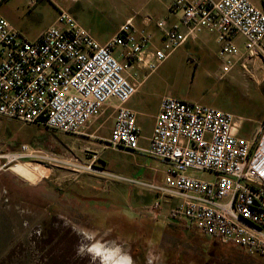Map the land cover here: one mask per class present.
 Listing matches in <instances>:
<instances>
[{"label": "built area", "instance_id": "2783aa9c", "mask_svg": "<svg viewBox=\"0 0 264 264\" xmlns=\"http://www.w3.org/2000/svg\"><path fill=\"white\" fill-rule=\"evenodd\" d=\"M171 10L182 12L181 21L170 27L164 21L158 23L164 33L162 48L147 56L152 35L131 21L101 44L66 12H60L55 23L33 40L0 14V117L79 135L116 100L107 145L135 151L140 138L137 114L125 105L137 92V75L134 79L126 75L131 63L153 71L188 38L202 32L217 35L222 75L231 71L236 58L264 59V0L258 5L251 0H174ZM240 39L243 47L237 43ZM116 47L125 49L129 64L113 54ZM147 153L167 163L163 183L125 180L158 193V199L146 207L148 212L158 213L165 199L177 200L168 213L170 220L185 221L198 234L264 262V126L247 140L238 135L232 114L166 97ZM34 154H42L38 158L49 164L80 168L22 145L17 152L0 155V171L37 157Z\"/></svg>", "mask_w": 264, "mask_h": 264}, {"label": "rangeland", "instance_id": "374dc122", "mask_svg": "<svg viewBox=\"0 0 264 264\" xmlns=\"http://www.w3.org/2000/svg\"><path fill=\"white\" fill-rule=\"evenodd\" d=\"M21 1L11 0L2 11L28 40H33V36L53 23L55 11L43 0L37 7L31 6L30 11L26 4L21 9ZM251 1L260 3V0ZM80 8V19L99 40L114 35V23L101 12L86 6ZM260 60L264 65V59ZM243 78L251 87L235 91V118H245L247 125L264 123V68L259 74H251L249 70ZM180 84L171 87L173 96L184 92ZM57 134L60 140L67 139ZM51 135L46 127L0 117V155L17 152L27 145L31 151L53 154L65 161L50 144ZM92 154L87 157L91 158ZM34 155L37 157L19 162L39 176L34 184L13 172L12 164L0 171V264H146L147 259L150 264H158L161 255L171 257L170 264H241L231 253L215 254L216 242L208 241L194 228L185 234L181 226L188 225L185 221L180 225L163 222L158 213L148 212L146 208L142 213L128 207L123 211L104 208L101 197L107 196L109 190L126 195L120 182L128 181L99 171L104 167L101 162L90 164L91 170L87 169L89 165L75 168L54 161L49 164L38 158L42 154ZM1 163L5 164L6 160ZM195 174L211 178L207 173ZM203 246L207 254H202ZM242 264L264 262L253 256L251 262L245 259Z\"/></svg>", "mask_w": 264, "mask_h": 264}, {"label": "crops", "instance_id": "0c3cea01", "mask_svg": "<svg viewBox=\"0 0 264 264\" xmlns=\"http://www.w3.org/2000/svg\"><path fill=\"white\" fill-rule=\"evenodd\" d=\"M11 0H0V14L8 21L9 18L2 7ZM32 1L34 3L32 4ZM41 0H22L20 8L26 4L30 7H37ZM48 3L55 11L53 25L60 12H66L75 19L77 24L87 29L101 44L108 43L128 21H131L137 29H145L152 35L151 43L146 47L145 56L154 54L162 48L164 33L158 27L161 21L166 22L170 27L178 24L182 19L181 11H172L171 7L174 0H43ZM260 4V3H259ZM91 7L101 12L104 18L113 22L116 29L114 35L107 40H99L88 24L80 19V7ZM105 22H108L104 19ZM9 23L17 30L10 21ZM50 25V26H51ZM48 28V27H47ZM46 29V28H45ZM43 29V30H45ZM43 30L33 36L35 39ZM20 31V30H19ZM182 32L186 29L181 27ZM240 47H243V40H239ZM221 45L217 40V35L202 32L195 38H188L186 43L173 51L157 69L150 71L146 67L136 62L131 63L126 75L134 79L137 75V92L125 104L127 108L137 114V124L140 128L139 149L126 151L123 149H113L107 145L110 137L118 107L116 100H111L102 113L92 119L86 128L79 135H71L59 132L67 137L66 140L58 138V131L48 129L52 135L50 144L56 149L57 155L65 161L77 165H90L99 161L104 166L101 168L107 175H114L124 179L142 181L147 184L160 185L163 183L167 170V163L155 158L147 153L150 138L152 136L155 119L160 110L161 102L166 97H172L188 102H197L206 106L237 115V104L235 91L238 88H249L250 83H246L243 77L249 70L251 74L260 72L264 68L263 60L258 58L249 59L248 57L236 58L231 71L222 75L223 60L219 55ZM124 48L116 47L113 54L123 64H129L127 58L123 56ZM246 65L247 70L243 68ZM250 73V72H249ZM173 76V81L171 80ZM255 83L257 80H254ZM178 83L183 85V93L173 96L170 92L171 87H176ZM254 84V82L252 81ZM258 84V83H257ZM10 120V119H9ZM238 125V135L252 140L260 131L264 123L247 125L245 118L236 119ZM44 127V126H42ZM91 155L88 158L87 155ZM84 157L86 159H84ZM100 158V159H99ZM99 168V167H97ZM102 172L103 174H105ZM106 176V175H105ZM127 191L126 195L118 191H110L103 199L104 208H113L116 211H123L125 207L137 210L142 213V209L150 206L156 199L158 193L152 189L124 183ZM121 189V188H120ZM124 189V190H125ZM177 200L165 199L158 212V217L165 221H172L168 218V213L177 204ZM161 212L164 217L161 218ZM185 234H190L194 229L188 225H181ZM207 239L217 241L206 237ZM225 245V244H223ZM229 246V245H225ZM234 247V246H230ZM241 250L237 247H234ZM242 251V250H241ZM244 252V251H243ZM245 253V252H244Z\"/></svg>", "mask_w": 264, "mask_h": 264}, {"label": "flooded vegetation", "instance_id": "af4514ba", "mask_svg": "<svg viewBox=\"0 0 264 264\" xmlns=\"http://www.w3.org/2000/svg\"><path fill=\"white\" fill-rule=\"evenodd\" d=\"M208 241L210 240V239H207ZM216 243H214V245H213V247L215 248V249H213V251H214V253L215 254H217V252L218 253H221V252H225V256L226 255H228V254H232L231 256L232 257H235V258H237V260L239 261V262H241V264H242V262H244V260L246 259V260H248L249 262H251V260L253 259V256H250V255H247L246 253H244L243 251H241V250H238V249H236V248H234V247H230V246H225V245H223L221 242H219V241H215ZM201 249H202V254H207L206 252H205V246H203V247H201ZM211 249V245H210V248H209V250ZM212 250V249H211ZM193 251H195L194 249H193ZM163 257V258H162ZM160 259H161V261L158 263V264H170V260H171V257H165L164 255H161L160 256ZM259 260L260 261H262L260 258H259ZM176 262L177 263H179L180 262V260L179 259H177L176 260ZM263 262V261H262ZM146 264H150L149 263V261H148V259H147V261L145 262Z\"/></svg>", "mask_w": 264, "mask_h": 264}, {"label": "bare ground", "instance_id": "6f19581e", "mask_svg": "<svg viewBox=\"0 0 264 264\" xmlns=\"http://www.w3.org/2000/svg\"><path fill=\"white\" fill-rule=\"evenodd\" d=\"M10 169L33 184L38 181L39 176H36L32 170L23 164H15Z\"/></svg>", "mask_w": 264, "mask_h": 264}]
</instances>
